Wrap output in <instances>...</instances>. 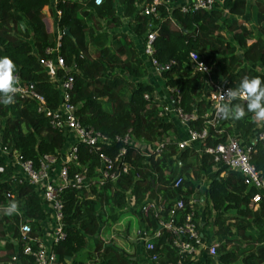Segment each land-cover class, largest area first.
Here are the masks:
<instances>
[{
  "label": "trees",
  "instance_id": "16d2710c",
  "mask_svg": "<svg viewBox=\"0 0 264 264\" xmlns=\"http://www.w3.org/2000/svg\"><path fill=\"white\" fill-rule=\"evenodd\" d=\"M150 1L103 0L99 5L90 2L84 5L76 0H57L54 9L59 13L54 23L55 12L49 15L43 12L51 0H0V58L7 56L14 61L21 82L32 83L50 109L59 105L58 82L47 76L39 59L50 57L44 50L54 44L51 26L55 24L61 32L68 29L70 36L65 33L60 36L58 54L65 67L73 65L68 74L73 79L70 101L75 105L74 114L81 125L91 126L106 137L101 149L105 155L113 157L124 148L123 161L128 164L127 172L114 181H107L98 189L91 187L92 198L86 197L85 190L81 194L71 188L61 191L64 237L52 245L59 264H68L67 260H71L70 264H86L74 257L89 241V250L98 257V264H140L141 247L133 245L127 235L131 221L135 226L140 223L139 205L146 194H160L166 199L165 208L175 199L186 201L197 194L202 197L205 216L211 210L220 212L212 220V235L219 240L215 253L221 264H230L244 253L242 249L226 248L234 230L251 244L264 242V193L246 185L241 174L219 168L204 188L196 189L202 174L214 165L204 149L224 142L228 136L251 142L257 130L252 114L240 121L220 118L216 127L208 126V135L202 141L179 149L175 142L178 126L172 120L173 113L165 109L168 106L179 109L183 115L194 114L195 119L186 121L183 127L199 130L205 125L204 114L211 112L207 95L215 84L235 88L245 76L264 80V0H253L252 4L248 0H215L210 10L188 13L171 9V20L164 18L160 22L138 12L139 2ZM161 10L162 17L166 16ZM246 12L256 32L241 19ZM150 21L159 23L151 56L159 64L171 61V67L159 74L164 85L173 88L168 104L144 80L151 67L140 42ZM221 30L227 33L226 38L221 37ZM191 51L209 67L207 77L190 66ZM62 75L63 71L58 69L57 77ZM14 99V104H0L1 142L16 150L22 160L33 163L44 153L58 154L66 136L50 127L49 118L35 111L33 101ZM175 119L179 121L176 116ZM127 132L136 141L149 144L163 138L169 141L157 156L145 159L137 146L115 139ZM77 151L78 160L91 172L97 165L96 156L82 143L77 144ZM249 161L264 178V145L260 141L251 143ZM10 173L8 166L0 170V204L10 200L21 206L30 223L31 235H38L39 222L46 217L42 200L30 185L8 179ZM176 177L181 180L173 187ZM7 191L11 193L9 198L5 197ZM146 220L147 227H156L152 214ZM209 223L205 219L198 225L199 230L204 233ZM17 225L15 213L0 215L3 234L16 236ZM103 227L111 233L104 235ZM116 237L129 241L130 249L115 246ZM165 238L169 239V235L163 233L152 240L156 250ZM205 238L210 241L211 233ZM5 245L0 264L9 261L14 253L22 264H31L17 244ZM159 250L164 252L158 264L175 263L178 256L174 251L164 245ZM262 251L264 246L256 253L243 255L242 261L264 264ZM203 254V260L198 261L200 254L190 264L214 261L213 256ZM187 262L184 259L182 264Z\"/></svg>",
  "mask_w": 264,
  "mask_h": 264
},
{
  "label": "built area",
  "instance_id": "2783aa9c",
  "mask_svg": "<svg viewBox=\"0 0 264 264\" xmlns=\"http://www.w3.org/2000/svg\"><path fill=\"white\" fill-rule=\"evenodd\" d=\"M53 4L57 0H52ZM84 5L89 2L91 5H99L103 0H76ZM215 0H151L150 3H138L137 8L140 14L149 15L151 18L158 19L159 22L164 18L171 20L169 12L171 9H177L180 13L194 12L197 10H210L214 6ZM166 16L162 17V10ZM59 12L56 11V14ZM159 23L149 22L147 29L143 34L140 46L145 59L148 60L151 69L160 74L171 67V61L159 64L152 56L153 41L157 35ZM63 32L59 31L54 39L52 46H47L44 50L49 58L39 59V63L45 69L47 76L53 81L58 82L59 105L50 109L45 105L41 94L33 88L32 83L21 82L18 86V92L14 97L31 100L35 104V111L42 113L49 118V125L52 129L60 131L66 136V143L58 154L44 153L37 158L36 163L31 160H22L16 150H10L0 140V170L3 166L11 168L8 179L15 178L18 183H26L33 187V190L42 200L43 211L46 214L45 219L39 223L40 231L38 235H31L29 221L22 214L21 206H18L17 234L14 244L20 247V253L28 257L31 264H59L56 255L52 250V245L64 237L63 222V202L60 193L65 188L76 189L78 194L85 190L86 197L92 198L91 187L99 188L107 181H114L121 173H126L128 164L123 161L125 154L124 148H121L113 157L105 155L102 149V143L107 139L100 132L91 126H83L74 114L75 105L70 101V91L72 89L73 79L68 71L72 69L65 67L62 57L58 54L60 46V36ZM190 66L207 77L209 67L201 60H198L197 54L193 51L188 53ZM63 71V75L58 78L57 70ZM169 92L173 88L166 87ZM229 87L215 84L208 92L207 99L210 101L212 109L210 113H205L204 126L199 130L186 129V137L175 140L179 149L186 148L194 141H202L208 135V126L214 128L218 125L220 118L216 113V104L221 103L220 93ZM144 98H147L145 95ZM173 113L180 123L184 124L190 119H195L194 114L183 115L179 109L172 107L165 108ZM257 130L251 136V142H241L238 136H228L222 143L214 146H208L204 153L211 156L214 165L205 174H202L196 189L200 184L209 180L217 169L224 168L233 170L241 174L243 182L264 193V178L250 163L251 143L260 141L264 145V122H257ZM123 143H129L137 146L140 153L145 156H157L162 147L169 138L156 140L153 143L136 141L125 133L122 137H115ZM82 143L97 158V165L89 172V168L78 160L77 144ZM181 178L176 177L172 183L176 187ZM256 195L253 199H256ZM5 197H11L10 191L5 192ZM80 198V197H78ZM202 197L191 195L186 201L182 198L175 199L172 205L165 208L166 199L160 194L155 196L145 195L143 202L139 205L140 223L135 228V243L141 247L140 259L148 264H158L160 257L163 256L161 247L171 249L178 256L175 263L182 264L184 259L195 260L198 255L206 253L215 255L218 242L206 240L208 231L204 233L199 230L198 225L202 223L201 216H205L206 211L202 209ZM12 202L7 200L0 204V214L6 212ZM195 211H198L195 218ZM152 214L156 227L151 229L147 227L146 218ZM201 220V221H200ZM210 222V221H209ZM211 225V222L208 226ZM163 233L169 235L165 242L157 245L155 249L153 239L159 238ZM206 234V235H205ZM6 264H22L18 254L14 253ZM169 264V263H167ZM186 264H189L187 262Z\"/></svg>",
  "mask_w": 264,
  "mask_h": 264
},
{
  "label": "clouds",
  "instance_id": "9594fccd",
  "mask_svg": "<svg viewBox=\"0 0 264 264\" xmlns=\"http://www.w3.org/2000/svg\"><path fill=\"white\" fill-rule=\"evenodd\" d=\"M14 61L5 56L0 58V104L15 103L20 77ZM221 103L216 104V113L224 120L240 121L251 113L254 122H264V80L260 77L245 76L238 86L222 90ZM18 213L15 202L11 203L6 214Z\"/></svg>",
  "mask_w": 264,
  "mask_h": 264
},
{
  "label": "crops",
  "instance_id": "0c3cea01",
  "mask_svg": "<svg viewBox=\"0 0 264 264\" xmlns=\"http://www.w3.org/2000/svg\"><path fill=\"white\" fill-rule=\"evenodd\" d=\"M47 7V6H46ZM49 7V6H48ZM47 7V8H48ZM46 8V10H48ZM44 9L45 8H43V12H44ZM53 11L55 12L54 14H52V20H53V18H54V23L56 22L55 21V19H56V17H57V14H56V10L55 9H53ZM50 14V12H47V14L46 15H49ZM54 16V17H53ZM50 22H52L51 21V18H50ZM55 30V31H54ZM51 31L53 32V36H54V39H55V36H56V34L59 32V30L57 29V27L55 26V24H54V26L52 27L51 26ZM144 80L146 81V82H148V83H150L152 86H153V88H154V92H155V94L157 95V97L160 99V100H163V101H165V102H170V97H169V95H167V93H165L164 91V89H166V86L164 85V81L160 78V76H158V74H156L152 69H150L149 71H148V74L146 75V77L144 78ZM177 137V138H176ZM176 139H180V138H185L186 137V129H183V131H178L177 132V134H176ZM205 185H206V183H202V184H200V186L199 187H201V188H204L205 187ZM256 206H254V208H255ZM5 213V212H4ZM3 213V214H4ZM211 214H213V216L211 215ZM219 214H221L220 212H214V211H210V213L209 214H206V216H201V220H202V222L205 220V219H208L209 220V218H210V215H211V219L209 220L210 222H211V226H206L205 227V229L208 231V232H210L211 233V241L212 242H218V244H219V240L217 239V237L213 234L212 235V231H213V226H212V220H213V218L216 216V215H219ZM229 215L231 214V213H228ZM1 215V214H0ZM209 217V218H208ZM200 220V221H201ZM231 221H233V220H231ZM1 229H2V227H0V232H1ZM6 237H0V256L1 255H3L4 253H5V250L7 249V245H5V244H7V243H9V245H10V243L11 244H14V241H15V238L14 237H11L10 235H7V233H5L4 234ZM228 239H230V242L226 245V248L227 249H234V250H243L244 251V253L242 254V255H240V256H238L237 258H236V260H234L233 262H231L230 264H244V262L242 261V256L243 255H246V254H249V253H256V250L257 249H260L262 246H264V242H261V243H257V244H251V242L249 241V240H247V239H242V238H240L239 236H238V233L234 230L233 231V235L232 236H230V237H228ZM83 252V251H82ZM81 252V253H82ZM261 253H263L264 254V251H262ZM262 254V255H263ZM204 254L202 253L201 255H200V258L198 259V261H200V260H203V258H204ZM264 256V255H263ZM213 257H214V261L212 262V263H209V264H221L219 261H218V259H217V255H216V253H215V255H213ZM264 258V257H263ZM192 261H194V260H192V259H189V264L192 262ZM7 262V261H6ZM6 262H4L3 264H5ZM139 263L140 264H148V263H146L144 260H142V259H140L139 258ZM249 264H256V263H249ZM259 264H262V262H260Z\"/></svg>",
  "mask_w": 264,
  "mask_h": 264
},
{
  "label": "rangeland",
  "instance_id": "374dc122",
  "mask_svg": "<svg viewBox=\"0 0 264 264\" xmlns=\"http://www.w3.org/2000/svg\"><path fill=\"white\" fill-rule=\"evenodd\" d=\"M253 3V0H248V4H252ZM49 6V7H48ZM47 7H44L45 9H44V15H46L47 14V12H53V9H54V4H53V1L51 0V2H50V4L48 5ZM46 8L48 9V10H46ZM242 20H243V22H244V24H245V26L247 27V28H249V29H251V30H253L254 32H256L255 31V27H254V25H253V22L252 21H250L249 20V18H248V14H247V12L244 14V16L241 18ZM103 23H102V27H103ZM121 29H124V28H121ZM55 31V30H54ZM220 35H221V37H223V38H226L227 37V33L225 32V31H223V30H221L220 32ZM158 76H160L159 74H158ZM165 91V93H167V95H169V97H170V92L167 90V88L166 89H164ZM167 104L169 103L168 101L166 102ZM167 108H169L168 106H167ZM172 120L175 122V124H177V126H178V131H183V129H184V127H183V124H181V123H178V122H176V120L177 119H175V116L173 117V114H172ZM212 216H213V214H211ZM211 215H210V218H209V220L211 219ZM135 224L136 223H134V225H133V223H132V221H131V226H130V231H128V239L130 240V241H132V244L133 245H136L137 246V244L135 243V228H136V226H135ZM104 235H109L111 232H110V230L108 229V230H105V228L103 227V232H102ZM7 235H8V233H7ZM0 237L2 238V237H6L4 234H3V232H0ZM15 237V236H14ZM88 240V239H87ZM91 242L89 241L87 244H86V247L84 248V249H82L78 254H76L75 255V257H74V260L75 261H77V260H82L83 262H85L86 264H94V263H97V262H99V260H98V257H96V255L94 254H92L91 252H90V248H91ZM113 244L115 245V246H117V247H121V248H123V249H125V250H129L130 249V245L131 244H129V241H126V239H124V238H118V237H116V238H114L113 239ZM83 251V252H82ZM82 252V253H81ZM70 262H71V260H67V263L68 264H70ZM106 263V262H105ZM98 264V263H97Z\"/></svg>",
  "mask_w": 264,
  "mask_h": 264
},
{
  "label": "water",
  "instance_id": "95a60500",
  "mask_svg": "<svg viewBox=\"0 0 264 264\" xmlns=\"http://www.w3.org/2000/svg\"><path fill=\"white\" fill-rule=\"evenodd\" d=\"M63 33H65L66 35H69V33H68V29H64L63 30ZM70 36V35H69ZM222 86H223V84H222Z\"/></svg>",
  "mask_w": 264,
  "mask_h": 264
}]
</instances>
